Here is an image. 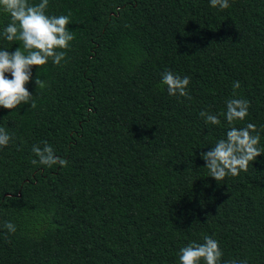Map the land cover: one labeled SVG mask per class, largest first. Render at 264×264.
Instances as JSON below:
<instances>
[{
	"label": "trees",
	"instance_id": "1",
	"mask_svg": "<svg viewBox=\"0 0 264 264\" xmlns=\"http://www.w3.org/2000/svg\"><path fill=\"white\" fill-rule=\"evenodd\" d=\"M229 4L49 0L74 39L61 65L32 67L34 108L0 107V264H179L205 235L221 264H264V154L222 181L201 156L226 138L231 98L249 102L234 126L254 124L264 148V0ZM9 23L0 12V33ZM20 46L0 35V50ZM165 71L190 77L191 99L168 95ZM44 141L66 167L31 163Z\"/></svg>",
	"mask_w": 264,
	"mask_h": 264
},
{
	"label": "clouds",
	"instance_id": "2",
	"mask_svg": "<svg viewBox=\"0 0 264 264\" xmlns=\"http://www.w3.org/2000/svg\"><path fill=\"white\" fill-rule=\"evenodd\" d=\"M210 7L220 10L230 7L229 0H209ZM49 0H40L38 4H30L29 0H0V12L10 16V23L0 33L9 42L19 41L20 47L15 51L0 50V107L14 110L22 104L35 107L33 96L25 85L31 80L32 67L44 66L49 60L54 65H61L65 59L66 50L74 35L68 29L69 15H47ZM59 50V51H58ZM10 73L11 79L6 76ZM37 87L43 89L47 85L38 77ZM189 76H179L165 71L161 77V85L166 86L169 96H179L191 99L188 94ZM237 81L233 88H239ZM226 112L223 114L230 125L226 138L220 139L210 151L202 153L205 167L209 176L216 181H222L227 176L235 177L240 172H247L249 164L256 157L264 154V148L259 147L260 133L256 126L248 123L245 127L237 128L235 121H243L249 115V102L244 99L231 98L226 100ZM199 115L205 118V123L219 125L217 115L201 111ZM11 136L0 128V148L6 147ZM33 165L39 163L48 167L59 164L66 167V159L55 156L53 148L43 142V147L32 146ZM4 227L9 233L16 231L12 222H5ZM204 243H189L178 252L179 264H221L223 255L219 242L207 235ZM228 264H247L246 260H232Z\"/></svg>",
	"mask_w": 264,
	"mask_h": 264
}]
</instances>
